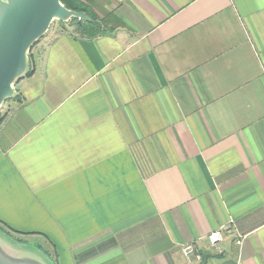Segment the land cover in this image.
Instances as JSON below:
<instances>
[{
  "label": "crops",
  "instance_id": "obj_1",
  "mask_svg": "<svg viewBox=\"0 0 264 264\" xmlns=\"http://www.w3.org/2000/svg\"><path fill=\"white\" fill-rule=\"evenodd\" d=\"M80 1L108 30L39 42L0 119V231L54 264H264V0Z\"/></svg>",
  "mask_w": 264,
  "mask_h": 264
},
{
  "label": "water",
  "instance_id": "obj_2",
  "mask_svg": "<svg viewBox=\"0 0 264 264\" xmlns=\"http://www.w3.org/2000/svg\"><path fill=\"white\" fill-rule=\"evenodd\" d=\"M88 21L83 11L66 8L60 0H0V106L13 98L15 84L28 70L27 53L54 20ZM0 241V264H44L36 258L10 253Z\"/></svg>",
  "mask_w": 264,
  "mask_h": 264
},
{
  "label": "rangeland",
  "instance_id": "obj_3",
  "mask_svg": "<svg viewBox=\"0 0 264 264\" xmlns=\"http://www.w3.org/2000/svg\"><path fill=\"white\" fill-rule=\"evenodd\" d=\"M96 11L99 12V14H103V10L100 8H97ZM107 15V14H106ZM107 24V23H105ZM74 26H70L68 24H65V26L60 25L58 20H54L50 26L48 31L45 33L44 36H42L37 42H35L30 50L27 53L28 57V70L31 69V61L30 56L33 52H35V49L37 45H39V42L43 41L45 38L49 39L53 37L56 34H59L61 32L74 34L75 33ZM9 99L4 101L0 106V115L3 114L7 108V103ZM0 241L4 245L7 250L10 253H18L26 256H31L36 258L38 261L44 263V264H54V259L47 253L44 249V247L38 246V239L37 238H25L23 241H19L17 238L13 236H9L8 234L0 231Z\"/></svg>",
  "mask_w": 264,
  "mask_h": 264
},
{
  "label": "trees",
  "instance_id": "obj_4",
  "mask_svg": "<svg viewBox=\"0 0 264 264\" xmlns=\"http://www.w3.org/2000/svg\"><path fill=\"white\" fill-rule=\"evenodd\" d=\"M60 1L68 9L85 12V14L90 19L88 21H83V20L79 21L76 18H71L66 22L59 21L60 25L65 26V24H68L70 26H74L76 30L75 32L77 34L86 37H95L105 33L108 30L105 26L103 19L92 9H90L85 3L81 2L80 0H60ZM29 74H30V70H27L25 75H29ZM3 116L4 115L1 114L0 119Z\"/></svg>",
  "mask_w": 264,
  "mask_h": 264
},
{
  "label": "built area",
  "instance_id": "obj_5",
  "mask_svg": "<svg viewBox=\"0 0 264 264\" xmlns=\"http://www.w3.org/2000/svg\"><path fill=\"white\" fill-rule=\"evenodd\" d=\"M210 244L214 245L223 238V234L220 230L211 232L208 236ZM181 252L184 256L194 255L197 259L201 258V254L193 243H185L181 246Z\"/></svg>",
  "mask_w": 264,
  "mask_h": 264
}]
</instances>
